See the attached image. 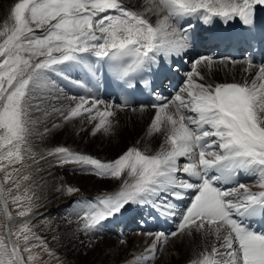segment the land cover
I'll use <instances>...</instances> for the list:
<instances>
[{"label": "snow or ice", "instance_id": "snow-or-ice-1", "mask_svg": "<svg viewBox=\"0 0 264 264\" xmlns=\"http://www.w3.org/2000/svg\"><path fill=\"white\" fill-rule=\"evenodd\" d=\"M151 3L148 11L157 15L155 23L127 8L122 0H18L14 4L0 27V162H7L0 163L3 179L19 189L13 173L20 169L15 165L31 167L25 164L28 160L37 165L46 161L50 167L73 165L74 170L118 180L120 188L114 194L82 205L85 230L102 227L105 221L126 213L129 205L148 206L160 215L174 217L175 201L183 200L187 190H194L193 201L181 215L177 231L155 234L148 249L153 257L158 245L188 229V234L203 230L219 244L217 247L214 243L191 264H264V233L248 223L256 217L264 218V66L259 67L251 83L213 86L193 79H204L197 66L204 62L210 66L212 58L193 60L181 89L187 98L177 93L171 101L150 105L156 110L150 128L164 136L156 154L132 147L113 161L102 162L65 146L39 153L34 150L33 137L43 139L52 130L47 127L49 118L85 117L96 121V131H112L108 118L115 114L113 105L97 98L89 102L83 95H65L53 74L83 67L95 75L101 69L94 68L93 63L102 61L111 83L127 96L135 95L151 88L149 78L162 65L179 71L173 62L186 56L198 39L192 18L206 25H211L214 18L225 24L238 19L249 33H254L257 11L264 9V0ZM65 101L76 103L69 106ZM117 107L131 104L125 99ZM181 158L186 162L181 164ZM240 173L255 177L260 190L253 192L239 182L231 187L217 186L233 184ZM29 179V175L23 176L24 181ZM9 191L0 184V211L12 221ZM78 191L71 186L66 189L68 195ZM28 199V206L18 212L20 217L33 210ZM21 200L17 195L12 202L19 204ZM29 224L30 220L23 221L19 231L9 227L0 234V264H26L17 243L21 235L23 252L29 253L27 261L36 259L31 254L36 245L28 243L32 235Z\"/></svg>", "mask_w": 264, "mask_h": 264}, {"label": "bare ground", "instance_id": "bare-ground-1", "mask_svg": "<svg viewBox=\"0 0 264 264\" xmlns=\"http://www.w3.org/2000/svg\"><path fill=\"white\" fill-rule=\"evenodd\" d=\"M16 2H18V0H0V27H2L4 21L7 20L11 8L14 7V4ZM124 5L129 9L135 10V8H133V6L128 2H125ZM146 5L148 9L153 6L151 0H146ZM145 17L149 18L150 22L153 23H155L158 19L157 15L150 11L148 15H145ZM195 20L196 22L201 21L196 18ZM213 22H217L220 24L221 20L219 18H214ZM203 25L206 24L203 23ZM40 34L41 32L37 31V35ZM200 53L202 54L203 52ZM198 55H196L194 58H191V54L189 52L182 59L173 62L175 66H177L176 64L179 61H182L185 64V66L183 67L177 66L179 68L178 72L185 76V79L183 80L177 93L184 95L185 98H187L186 94L183 93L181 89L186 82V74L193 68L192 61L198 57H204ZM212 61L213 63L210 66H207V62H204L203 64L197 66V71H199L201 76L204 77V79L201 80L199 77L193 76V79L197 83L211 84L213 86L224 83H240V80L242 78L247 77L246 72L249 71L251 72L250 74L253 75L251 79L252 81L253 78L258 74L259 70L258 66H256L255 64L248 65L244 59H236L235 61H230L229 56L226 58H212ZM91 62L92 61H90V63ZM101 62L102 61H95L93 63V67H97L100 69ZM165 67H167V65L161 66V68ZM52 78L59 86H61V88L63 89V93L67 96L75 95L79 97L83 95L89 99V102H91L92 98H97L113 105L112 110L115 114L113 117L108 118L110 121L119 122L118 120L129 117V113L135 117L133 120H131L133 126L129 127L127 130H123L118 126L115 128L109 138L105 139L106 141L103 142L105 149L109 148L110 150H113L119 145L120 142H122L123 140H127L128 138L135 137L138 133V139L136 138L138 141L134 140L133 142L136 144L135 148L145 152L146 154L151 152L152 154H156L158 151H160L164 136L162 133L153 132L150 128L154 113L156 111L154 108L148 106L141 108L140 105L126 108L117 107V105H120L117 99L113 97V95L105 96L101 91L99 72L93 75L83 67L74 68L66 73H61L60 75L53 74ZM91 88L92 90L90 91ZM174 96L168 95L162 97L166 98L162 101V103L171 101ZM64 103L65 105L75 106L76 101H65ZM172 110L174 111V108H172ZM50 119L51 118H49L47 123L50 122ZM73 119L74 120H71V125L74 127V125L77 124V131L72 138L64 136L66 133L70 132L72 128H70V126L60 128L59 126L64 122H62V117H58L55 119L54 123L47 125V127L52 130L50 133L46 134L43 139H36L35 137H33L35 144L34 150H37L39 153L41 150H51L57 146H65L69 148V145H71V147L74 148L78 143H82L83 145L84 142L87 145L91 141H86V136L89 130L86 129L85 124L87 123L88 119L85 117H77ZM53 124L58 125V127L53 128ZM90 127L91 125L89 126V128ZM40 131H43V126L40 127ZM63 133L65 134L62 135ZM58 134L61 136L60 139L57 138ZM117 134L119 135L117 136ZM147 143H149L151 146L147 145ZM69 149L76 153L86 154L92 157H94L93 154L96 155V153H90L88 151H84L81 148ZM37 157L39 158V156ZM49 159H51V157H49ZM37 168H39V171H37ZM34 170L35 176L37 177V186L42 191L41 196L47 195L43 207L38 209L35 213V216L38 218L37 220L41 222L44 219L50 218L53 219V221L55 220L59 222L61 219L70 216L74 225H69L68 227H66L64 229V233L69 234L72 238H75V236L79 237L84 245L94 243V241L92 240V237H95L94 234H89V237H85V235L87 234L79 233L80 228H83L85 223V221L81 218L83 211L82 205L95 203L102 196L114 194L120 188V182L115 179L98 178L95 175L94 177L91 176V174L89 175L88 173L74 170L73 165H66L64 167H50L46 161H42L39 165L36 164ZM67 178L72 179L74 181V184H69L68 181L70 180H67ZM255 180L256 178L251 176V179L249 181L244 182V184L248 185L253 192H257L260 190L258 184L254 182ZM69 186L77 188L79 189V191L68 195L66 193V189ZM107 186L109 188H107ZM57 188H60V191H57ZM193 195L194 190H187V194L184 196V199L180 200V204H177L176 215L174 217H167L166 224L171 228L168 229L166 234L177 231L178 224L181 222V215L193 201ZM78 201L81 203H77ZM127 208L128 210L126 213L119 217H114L108 221H105L100 230H95L97 231V234H99L98 237L96 236V240L98 239L96 243L98 245L103 244L104 246L97 254L94 263L119 264V260L130 255L131 251L134 249L135 245L138 242L142 243V250L144 252H137L135 255H132V258L133 260L140 261V264H191L193 260L199 259L202 253L210 251L214 243L217 247H219V244L215 241L214 236L209 235L207 236L208 238H206L203 230H201L199 232L200 235L198 234L199 237H197V234L194 230L191 231V234H188L189 230L186 229L184 233H180L175 237H170L166 244L158 245L155 256L153 257V254L148 249L155 241L156 233L152 238H148L146 240V238L142 234L140 236L136 234V232H138L139 230L137 231L134 229L136 224H140V226L143 227V217H148V214H150L151 212L153 213V208L148 206L138 207L135 205H129L127 206ZM73 210L74 212L72 213ZM13 222L16 221H10L9 227H12ZM122 229L124 233L123 236L120 235ZM121 241H123V243ZM196 244L197 246L195 248ZM195 251L197 254L194 253ZM190 256L193 257L189 259Z\"/></svg>", "mask_w": 264, "mask_h": 264}, {"label": "rangeland", "instance_id": "rangeland-1", "mask_svg": "<svg viewBox=\"0 0 264 264\" xmlns=\"http://www.w3.org/2000/svg\"><path fill=\"white\" fill-rule=\"evenodd\" d=\"M122 2L123 3L128 2L129 4H131L133 6V8H135V10H137L138 12H140L142 14L148 15V13H149L148 7L146 5V0H122ZM190 54H191V58H194L196 55H198V54H192V53H190ZM236 72H237V70H236ZM250 73H251L250 71L246 72L247 77L242 78L240 80L241 84L245 83V82L251 83V79H252L253 75ZM128 116L129 117H125L121 120H118L119 122L111 121L112 131L110 133H105L103 131V129H101L100 131H96L95 130L96 121L90 122L89 120H87V123L85 124V126H86V129H88L89 131H88L87 136L86 135L85 136H86V141H89V140H91V141L87 145L85 144V142L83 145H82V143H78L77 145H75L74 148H72L71 145H69V148H71V149L81 148L84 151H88L90 153H96V155L93 154L94 158L97 156L96 158L100 159L102 162L113 161L115 158L120 156L122 153H124L127 150H129L130 148L136 146V144L133 142H134V140L136 141L138 139V133L135 137L128 138L127 140H123L122 142H120L119 145L117 147H115L113 150H110L109 148H108L109 150L105 149L104 145H103V142L106 141L105 139L109 138V136L112 134V132L115 130V128L117 126L123 130H127L129 127L133 126V124L131 123V120H133L135 117L130 113L128 114ZM71 120H74V119L73 118L70 120H64L63 119L62 122H64V123L59 126L60 128L69 127V126H70V128H72V130L70 132H68L66 134L65 133L62 134V135L65 134L64 136H66L68 138H72L77 131V127H76L77 124H75L73 127L71 125L72 124ZM54 121H55V119L54 120L50 119V122L47 123V125L54 123ZM129 122H130V124H129ZM90 125H91V127L89 128ZM118 135L119 134H117V136ZM57 138L60 139L61 136L58 134ZM147 145L151 146L149 143H147ZM34 146H35V144H34ZM35 151L38 153L37 150H35ZM122 151H124V152H122ZM155 151H158V150H155ZM148 154H152V152L148 153ZM37 159H39V158L37 157ZM41 162L42 161H40V164H41ZM180 162L181 163L186 162L185 158H182V160ZM0 163L6 164L7 162L5 161V162H0ZM25 164H30L31 167H25L24 165H15L16 168L20 169V171L18 173H16V172L13 173V176L15 178L16 183H18L20 185L19 189H17L16 184H14L12 181H7V182L4 181L3 178H4L5 173L3 171H0V184H3V187L6 191H8L9 189L11 190L8 192L7 200H8V211L12 215V218H13L12 220L16 221V222H13V225H12L13 230L19 231L18 225L20 223H22L23 221L30 220L29 227L32 230V235H31V238H30L28 243H29V245H36V247L31 248V254L36 256V259L34 261H31V262L27 261V256L29 255V253L23 252V247H24L23 236L21 235L20 239L17 240V243L21 245L23 255L25 256L26 264H96L94 262H95V259L97 257V254L99 253V251L104 246L103 244L98 245L96 243V241L98 240V239L96 240V236L98 237V235H99V234H97V231L85 230L84 227L80 228L79 233L87 234V235H85V237H87L89 234L95 235V237H92L93 238L92 240L94 241V243H90L89 245H84V243L82 242V240L79 237L75 236V238H72L69 234L64 233L65 232L64 229L66 227H68L69 225H71V226L74 225L72 218L70 216L66 217L64 219H61L59 222H57L55 220L53 221V219H50V218L44 219L41 222H39L37 220L38 218L35 216V213L38 209L43 207L44 201H45V198H47V195L41 196L42 191L37 186V177L35 176V173H34V171H35L34 168H35L36 164L34 165V163H32L31 161H28V160L25 161ZM9 170H11V169H9ZM24 175H29V177H30L29 181L23 180ZM91 176H94V175L91 174ZM67 180H70V181H68L69 184H71V185L74 184V181L72 179L67 178ZM107 188H109V187L107 186ZM17 195L21 196L22 200L19 202V204H14L12 202V200H13V197H15ZM28 198H31V204L33 205V210L31 213H29L28 216L20 217L18 215V212L22 209V207L26 208L28 206V204H29ZM177 202H179V203H177ZM175 203L180 204V200H177ZM2 207H3V202L0 201V209H2ZM73 212H74V210L72 211V213ZM148 222H149V218H148ZM142 224H144V221L142 222ZM9 225H10V221L7 219L6 215L2 211H0V234H4L7 231V229L9 228ZM100 229H101V227L96 229V230H100ZM135 230L138 231V229H135ZM134 232H136V231H134ZM118 233H119V231H118ZM146 233H151L152 235H146ZM155 233L157 234V232H146V231L136 232V234H138V236H140L142 234L146 238V240L148 238H152ZM123 234L124 233H123V229H122L120 235L123 236ZM196 234H197V237H199L198 236L199 232H196ZM52 237L55 239H53ZM37 238H39V239H37ZM206 238H208V237L206 236ZM13 239H15V237H13ZM56 239L58 240V242ZM41 241H43V244H41ZM140 243L141 242H138L135 245V247L131 251L130 255H128L124 258H121L119 260L120 261L119 264H140V261L133 260V258H132V255H135L137 252L138 253L144 252L142 250L143 245H142V243L141 244ZM206 243H207V241H206ZM196 246H197V244L195 245V248H196ZM194 253H196V251ZM191 257H193V256H190L189 259H191Z\"/></svg>", "mask_w": 264, "mask_h": 264}]
</instances>
